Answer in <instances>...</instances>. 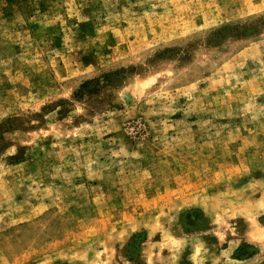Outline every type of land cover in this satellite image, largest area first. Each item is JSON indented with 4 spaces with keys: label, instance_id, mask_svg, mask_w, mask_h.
<instances>
[{
    "label": "rangeland",
    "instance_id": "rangeland-1",
    "mask_svg": "<svg viewBox=\"0 0 264 264\" xmlns=\"http://www.w3.org/2000/svg\"><path fill=\"white\" fill-rule=\"evenodd\" d=\"M0 264H264V0H0Z\"/></svg>",
    "mask_w": 264,
    "mask_h": 264
}]
</instances>
